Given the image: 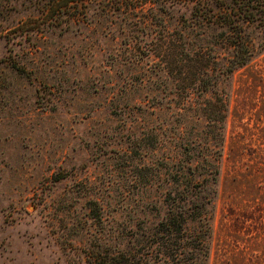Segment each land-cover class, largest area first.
Segmentation results:
<instances>
[{
	"label": "rangeland",
	"instance_id": "rangeland-1",
	"mask_svg": "<svg viewBox=\"0 0 264 264\" xmlns=\"http://www.w3.org/2000/svg\"><path fill=\"white\" fill-rule=\"evenodd\" d=\"M215 10L207 0H0V264L129 258V225L156 221L141 206L162 207L160 162L180 130L205 122L209 93L186 91L164 48L210 44ZM250 32L264 41L260 27ZM216 52L225 63L226 46ZM227 87L208 264L246 263L254 249L264 264V49ZM146 166L149 184L136 174Z\"/></svg>",
	"mask_w": 264,
	"mask_h": 264
},
{
	"label": "trees",
	"instance_id": "trees-1",
	"mask_svg": "<svg viewBox=\"0 0 264 264\" xmlns=\"http://www.w3.org/2000/svg\"><path fill=\"white\" fill-rule=\"evenodd\" d=\"M207 1L216 9L212 27L220 30L211 34V43L199 45L193 54L171 45L164 48L170 74L187 80L186 91L198 84L209 93L197 115L204 118V127L189 133L180 130L177 152L166 154L160 162L165 183L162 207L152 200L141 206L143 214L155 212L156 221L146 217L129 225V236H133L129 258L109 257L101 264H208L229 102L227 85L235 69L264 49V41H255L250 32L251 27L264 31V0ZM218 45L230 52L225 63L218 59ZM150 139L159 141L156 132ZM146 169L136 174L149 184L154 167ZM91 207L99 215L96 206Z\"/></svg>",
	"mask_w": 264,
	"mask_h": 264
},
{
	"label": "crops",
	"instance_id": "crops-1",
	"mask_svg": "<svg viewBox=\"0 0 264 264\" xmlns=\"http://www.w3.org/2000/svg\"><path fill=\"white\" fill-rule=\"evenodd\" d=\"M250 255L252 256V258L250 257L248 262L244 263V262H237V264H261L260 262V255H261V251L258 249H254L253 252L250 253Z\"/></svg>",
	"mask_w": 264,
	"mask_h": 264
}]
</instances>
